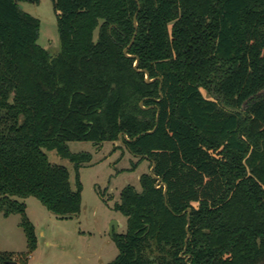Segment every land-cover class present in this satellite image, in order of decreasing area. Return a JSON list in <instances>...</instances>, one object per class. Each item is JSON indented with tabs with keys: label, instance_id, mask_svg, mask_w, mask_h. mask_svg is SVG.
<instances>
[{
	"label": "trees",
	"instance_id": "obj_1",
	"mask_svg": "<svg viewBox=\"0 0 264 264\" xmlns=\"http://www.w3.org/2000/svg\"><path fill=\"white\" fill-rule=\"evenodd\" d=\"M138 1L52 0V55L19 5L39 0H0V213L21 216L26 258V198L81 211L92 155L68 142L120 141L167 191L150 172L140 192L123 188L127 228L106 264H264V0ZM46 150L73 163L74 188ZM13 259L0 249V264Z\"/></svg>",
	"mask_w": 264,
	"mask_h": 264
},
{
	"label": "rangeland",
	"instance_id": "obj_2",
	"mask_svg": "<svg viewBox=\"0 0 264 264\" xmlns=\"http://www.w3.org/2000/svg\"><path fill=\"white\" fill-rule=\"evenodd\" d=\"M19 5L40 21L37 43L52 55L57 54L60 41L52 0L20 2ZM202 92L206 97H215L205 89ZM68 145L71 152L92 155L91 161L80 169L81 211L78 215L60 218L36 197L26 198V212L37 236V247L26 258L22 255L28 252V247L20 226L21 216L5 217L0 213V249L14 253L13 260L18 264H106L119 253L111 227L113 234L124 233L127 218L114 206L120 202L124 187L133 185L141 191L140 176L150 172L151 162L132 155L120 141L105 142L99 147L90 141H71ZM46 153L52 163L69 170L74 188L73 163L60 157L55 150H46Z\"/></svg>",
	"mask_w": 264,
	"mask_h": 264
},
{
	"label": "water",
	"instance_id": "obj_3",
	"mask_svg": "<svg viewBox=\"0 0 264 264\" xmlns=\"http://www.w3.org/2000/svg\"><path fill=\"white\" fill-rule=\"evenodd\" d=\"M136 1H137L138 5H139V1H138V0H136ZM134 22H135V26H136V28H137V13H136L135 16H134ZM135 35H136V32H135V34H134V36H133V38H132L131 43L128 45V47H126V48L124 49V53H125V55H127V56H129V57H131L132 55H130V54L128 53V49H129V47L132 45V43H133V41H134V39H135ZM137 65H138V57H136V60H135V63H134V67L137 68ZM137 70L145 73V77H146L147 82H152V81H154V79H151V78L149 77V72H148L146 69H137ZM160 89H161V85H160ZM141 105L143 106L142 103H141ZM121 136H122V135H120V137H121ZM154 168H155V162L153 161V162H152V167H151V169H150V173H151V175H152L154 178L157 179V187L164 186V193H166V191H167V186H166L165 183L161 182V178H160L159 176H157V175L154 173ZM191 211H192L191 208H188V209H187V214H188V226H189V224H190V222H189V217H190ZM115 231H116V229H115ZM113 232H114V229H113V227H111V235H112V236H113ZM8 264H18V262L14 261V260H11V261L8 262Z\"/></svg>",
	"mask_w": 264,
	"mask_h": 264
},
{
	"label": "crops",
	"instance_id": "obj_4",
	"mask_svg": "<svg viewBox=\"0 0 264 264\" xmlns=\"http://www.w3.org/2000/svg\"><path fill=\"white\" fill-rule=\"evenodd\" d=\"M1 248V247H0Z\"/></svg>",
	"mask_w": 264,
	"mask_h": 264
}]
</instances>
